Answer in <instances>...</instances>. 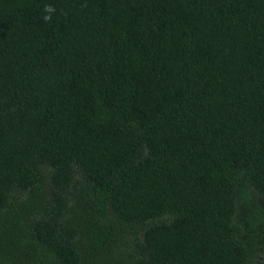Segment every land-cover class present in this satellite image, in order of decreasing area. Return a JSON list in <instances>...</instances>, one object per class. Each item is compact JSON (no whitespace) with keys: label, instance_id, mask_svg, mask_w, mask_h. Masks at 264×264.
<instances>
[{"label":"trees","instance_id":"trees-1","mask_svg":"<svg viewBox=\"0 0 264 264\" xmlns=\"http://www.w3.org/2000/svg\"><path fill=\"white\" fill-rule=\"evenodd\" d=\"M264 0H0V264H264Z\"/></svg>","mask_w":264,"mask_h":264},{"label":"rangeland","instance_id":"rangeland-1","mask_svg":"<svg viewBox=\"0 0 264 264\" xmlns=\"http://www.w3.org/2000/svg\"><path fill=\"white\" fill-rule=\"evenodd\" d=\"M258 201H259L261 207L264 209V201L262 199H259V198H258Z\"/></svg>","mask_w":264,"mask_h":264}]
</instances>
